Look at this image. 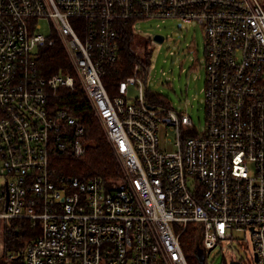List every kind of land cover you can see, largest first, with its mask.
<instances>
[{"label": "built area", "instance_id": "obj_1", "mask_svg": "<svg viewBox=\"0 0 264 264\" xmlns=\"http://www.w3.org/2000/svg\"><path fill=\"white\" fill-rule=\"evenodd\" d=\"M167 18L204 34L201 129L147 99L150 61L115 94L103 82L120 61L123 31L143 58L151 47L136 43L135 24ZM56 43L73 74L41 67V50ZM76 86L120 164L116 180L54 168L60 154L86 151L85 124L56 102ZM0 206L8 233L18 238L27 224L34 232L21 248L5 243L7 263L200 264V250L208 264L219 247L224 259L235 250L230 262L264 264L262 1L0 0ZM190 227L192 262L182 247Z\"/></svg>", "mask_w": 264, "mask_h": 264}, {"label": "rangeland", "instance_id": "obj_2", "mask_svg": "<svg viewBox=\"0 0 264 264\" xmlns=\"http://www.w3.org/2000/svg\"><path fill=\"white\" fill-rule=\"evenodd\" d=\"M261 1L264 4V0ZM135 26L139 33L135 35V40L151 47L148 49L150 73L145 80L147 89L166 97L165 101H158L155 104L183 111L190 115L198 129L203 128L205 125L203 93L205 39L201 27L196 22L188 23L178 18L142 20ZM42 31L44 33L47 31L45 24ZM156 34L165 36L161 43H154ZM143 58H146V55ZM137 93L136 87H129L128 96L131 100L135 99ZM170 136L173 137V133ZM170 148L168 146V149ZM0 210H2L1 206ZM6 224L7 221L0 218V264H11L3 259L5 243L9 241L11 248H21L26 245V240L23 242V239L10 240ZM22 242L23 245H21ZM239 249L244 251V247ZM224 250L226 259L217 247L209 254L208 264H229L235 250L227 251L226 248Z\"/></svg>", "mask_w": 264, "mask_h": 264}, {"label": "trees", "instance_id": "obj_3", "mask_svg": "<svg viewBox=\"0 0 264 264\" xmlns=\"http://www.w3.org/2000/svg\"><path fill=\"white\" fill-rule=\"evenodd\" d=\"M136 43L139 45L142 44L137 41ZM119 50V63L109 67V74L103 78V82L110 94H115L117 92L118 83L132 74L135 64H140L142 71H144L146 63L148 64L149 62V52L146 53L145 59L139 58L136 55L128 29L123 31ZM41 53L40 64L47 74L58 72L73 74L67 55L60 44L56 43L53 46H46L41 50ZM146 96L151 103L165 101L166 99L163 95L151 92L148 89L146 91ZM56 102L60 107L71 109L73 114L76 115L87 128L85 153L79 157H74L71 153L60 154L59 157L54 160V168L57 172L66 176H77L84 179L98 175L106 182L120 178L122 176L120 164L100 124L95 118L90 103L86 99L83 91L76 86L73 91L60 96ZM24 227L26 228L23 232L19 231L18 239H23V242L26 240L27 243L31 239V236L34 235V232L28 227V224L24 225ZM8 235L11 237L10 240L16 239L14 231H10ZM23 242L21 245L24 244ZM196 242V233L194 228L190 227L182 236V247L190 262L194 259L193 254L195 252L194 247ZM11 264H22V260L18 258L11 262Z\"/></svg>", "mask_w": 264, "mask_h": 264}, {"label": "water", "instance_id": "obj_4", "mask_svg": "<svg viewBox=\"0 0 264 264\" xmlns=\"http://www.w3.org/2000/svg\"><path fill=\"white\" fill-rule=\"evenodd\" d=\"M154 39H155L157 42L161 43V42L164 40V36L161 35V34H156V35L154 36ZM6 200H7V196H6ZM197 257H198V259H199V261H200V264H203V254L201 253L200 250L197 251ZM230 264H241V263L238 262V261H231Z\"/></svg>", "mask_w": 264, "mask_h": 264}]
</instances>
